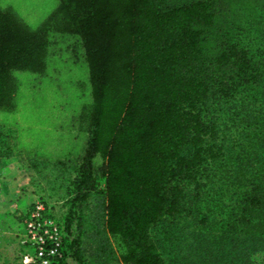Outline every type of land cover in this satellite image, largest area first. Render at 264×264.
Returning <instances> with one entry per match:
<instances>
[{
    "label": "trees",
    "instance_id": "obj_1",
    "mask_svg": "<svg viewBox=\"0 0 264 264\" xmlns=\"http://www.w3.org/2000/svg\"><path fill=\"white\" fill-rule=\"evenodd\" d=\"M60 1V29L80 36L96 80L106 82L120 56L133 72L135 197L106 214L122 261L252 264L264 252V0H119L118 9L112 0ZM52 18L32 29L0 8L1 100L15 94L10 71L42 63ZM125 32L131 47L123 50ZM96 148L93 133L75 201L99 187ZM97 238L107 264H121L105 235ZM80 240L68 248L78 252Z\"/></svg>",
    "mask_w": 264,
    "mask_h": 264
},
{
    "label": "rangeland",
    "instance_id": "obj_2",
    "mask_svg": "<svg viewBox=\"0 0 264 264\" xmlns=\"http://www.w3.org/2000/svg\"><path fill=\"white\" fill-rule=\"evenodd\" d=\"M118 1L112 0L113 9L121 8ZM60 5V0H0V8L32 29L45 28V21L53 17L45 32L42 63L10 71L15 94L0 99V264H34L26 262L34 249L30 242H23L21 217L37 201L44 203L48 216L62 231V248L52 264H79L74 251L82 264H107L96 251L97 236L103 235L113 255L125 264L118 237L108 230L106 214L135 197L136 181L129 173L134 167L128 146L132 124L127 116L133 72L124 70L128 58L120 56L108 60L109 67L103 72L106 82L96 80L80 36L60 29ZM126 32L123 50L131 47ZM118 51L115 48L114 54ZM135 53L133 49L129 58ZM93 133L99 187L82 202L75 201L81 159ZM105 163L108 167L103 171ZM109 197L121 200L114 199L108 210L103 209ZM69 216L73 217L71 234L64 229ZM78 234L77 252L68 243ZM251 261L264 264V252L254 254Z\"/></svg>",
    "mask_w": 264,
    "mask_h": 264
},
{
    "label": "built area",
    "instance_id": "obj_3",
    "mask_svg": "<svg viewBox=\"0 0 264 264\" xmlns=\"http://www.w3.org/2000/svg\"><path fill=\"white\" fill-rule=\"evenodd\" d=\"M24 241L30 242L34 254L26 262L52 264L62 248V231L48 216L47 207L37 201L22 214Z\"/></svg>",
    "mask_w": 264,
    "mask_h": 264
}]
</instances>
